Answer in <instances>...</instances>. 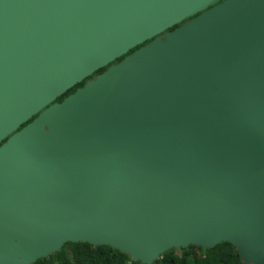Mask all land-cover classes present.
<instances>
[{
  "label": "water",
  "instance_id": "obj_1",
  "mask_svg": "<svg viewBox=\"0 0 264 264\" xmlns=\"http://www.w3.org/2000/svg\"><path fill=\"white\" fill-rule=\"evenodd\" d=\"M69 242L264 264V0H0V264Z\"/></svg>",
  "mask_w": 264,
  "mask_h": 264
},
{
  "label": "trees",
  "instance_id": "obj_2",
  "mask_svg": "<svg viewBox=\"0 0 264 264\" xmlns=\"http://www.w3.org/2000/svg\"><path fill=\"white\" fill-rule=\"evenodd\" d=\"M179 26V25H178ZM176 26V27H178ZM175 27V28H176ZM174 29V28H173ZM171 29V30H173ZM140 47V46H139ZM137 47L136 49H138ZM135 49V50H136ZM134 50L130 51L132 53ZM125 56L116 60L120 62ZM106 68L99 70L95 75L103 73ZM93 75V76H95ZM93 76L89 77L91 79ZM86 80L78 84L57 102H62L73 94L78 88L84 86ZM33 264H141L133 261L127 255L109 246H93L89 243H66L60 251L47 258L37 260ZM154 264H241L237 249L228 242L204 250L201 247L189 246L187 248L172 249L164 253Z\"/></svg>",
  "mask_w": 264,
  "mask_h": 264
},
{
  "label": "flooded vegetation",
  "instance_id": "obj_3",
  "mask_svg": "<svg viewBox=\"0 0 264 264\" xmlns=\"http://www.w3.org/2000/svg\"><path fill=\"white\" fill-rule=\"evenodd\" d=\"M113 64H115V63H113ZM109 66H110V65H109ZM109 66H108V67H109ZM108 67H106V69H107ZM95 74H96V73H95ZM95 74H93V75H95ZM100 74H101V73H100ZM93 75H92V76H93ZM97 75H99V74H97ZM97 75H95V76H97ZM95 76H93L91 79L87 78L85 84H86L88 81H90V80H92L93 78H95ZM90 77H91V76H90ZM85 84H84V85H85Z\"/></svg>",
  "mask_w": 264,
  "mask_h": 264
}]
</instances>
